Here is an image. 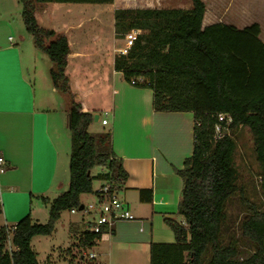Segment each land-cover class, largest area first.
Listing matches in <instances>:
<instances>
[{"label": "trees", "instance_id": "trees-1", "mask_svg": "<svg viewBox=\"0 0 264 264\" xmlns=\"http://www.w3.org/2000/svg\"><path fill=\"white\" fill-rule=\"evenodd\" d=\"M18 1L26 33L52 65L49 78L65 100L71 143L67 191L52 201L40 198L48 206V222L42 225L27 215L11 234L7 227L0 229V264H39L31 248L32 238L51 236L61 213L78 210L82 195H96L94 181L107 183L117 192L127 173L111 151L110 133L89 132L94 117L81 111L70 90L65 74L70 54L66 35L40 28L35 19V13L46 4L111 5L113 0ZM190 1L188 10L113 11L117 39L132 30L141 31L128 54L115 57L114 70L128 83L135 78L149 83L137 88L153 91L155 112L193 114V152L182 169L175 170L183 181L177 212L184 225L164 219L174 243L150 244L149 264H264V206L245 198L237 187L233 166L237 149L233 135L247 129L264 200V44L259 39L260 27L252 24L238 30L219 23L202 28L205 5L202 0ZM217 114L230 115L232 124L229 136L213 141ZM95 168L104 171L92 176ZM237 193L243 216L234 219L225 236V207ZM147 194L151 200V191H141L140 197ZM9 237L15 248L11 253L5 251ZM96 239L100 237L85 231L79 243L88 249ZM45 264L51 263L47 260Z\"/></svg>", "mask_w": 264, "mask_h": 264}, {"label": "crops", "instance_id": "crops-1", "mask_svg": "<svg viewBox=\"0 0 264 264\" xmlns=\"http://www.w3.org/2000/svg\"><path fill=\"white\" fill-rule=\"evenodd\" d=\"M202 1V28L220 23L242 30L258 24L264 44V22L249 20L256 7L264 11L258 0ZM77 5L82 4L43 5L35 19L40 28L66 35L70 54L65 74L81 111L97 115L98 121L109 118L103 126L110 127L111 151L127 173L117 197L134 217L116 223L87 249L94 255L88 264H149L150 244L174 243L164 219L184 225L177 212L183 181L175 170L193 152V114L155 112L153 91L131 88L114 70L123 43L115 39L113 11L102 22L98 14L72 9ZM190 8V0L172 7ZM17 32L18 1L0 0V229L14 227L27 215L32 219L35 208L47 207L40 198L52 201L69 184L65 100L51 84L47 56L35 48L24 55L19 42L32 38L19 36L18 41ZM141 191H151V200L148 194L141 198ZM80 259L73 264H83Z\"/></svg>", "mask_w": 264, "mask_h": 264}, {"label": "rangeland", "instance_id": "rangeland-1", "mask_svg": "<svg viewBox=\"0 0 264 264\" xmlns=\"http://www.w3.org/2000/svg\"><path fill=\"white\" fill-rule=\"evenodd\" d=\"M153 5L154 9H172V7L185 6V0H113L111 5L82 4L73 6L72 9L81 10L83 14H98L97 18L99 20L102 19L103 22L109 19V13L115 9H153L151 8ZM261 5H264V0H258V6ZM21 10V4L18 1L17 40L19 36H23L24 38L28 37L21 19ZM255 15L250 16L249 20H255V18H257L264 22V11L262 10V7H256ZM115 39L117 38L115 37ZM117 40H120V42L123 43V38ZM19 44L24 55L27 53V49H34L33 42L27 41V39H25L22 44L19 42ZM130 87L136 89L135 87ZM101 119L109 120L108 117L105 118L104 116H101L98 122H93L88 129L91 134L98 135L104 132H109L110 127L101 125ZM233 136L237 142V149L233 156V166L237 173V187L242 189L243 195L248 201L257 206H264V200L259 190L261 180L258 177L259 171L253 153L252 136L247 129L243 128L239 129ZM69 148H71L70 142ZM65 169V177L69 178V158L66 160ZM99 172L100 168H95L91 171V175L96 176ZM103 184V182L94 181L93 191L97 192ZM66 191L67 188L64 187L63 192ZM240 197L239 193H237L226 204L225 213L227 215V224L222 232L225 236L230 234L234 219H240L243 216L242 211L244 209ZM95 199L96 197L94 194L82 195L80 202L82 206L86 208L89 205L94 204ZM47 215L48 206L45 209L43 207L35 208L32 216L33 222L44 225L48 222ZM91 220L92 214H88L83 210H75L74 214H70L68 211L61 213L59 220L54 223V231L51 236H38L31 240V248L36 253L38 263L45 264L46 261L49 260L51 264H73L75 261L81 260L80 256L84 258L83 264L93 263V261L89 259L90 251L83 248L79 243V236L85 231L90 230L88 222ZM71 223H76L73 228L70 227ZM94 252H96V249Z\"/></svg>", "mask_w": 264, "mask_h": 264}, {"label": "built area", "instance_id": "built-area-1", "mask_svg": "<svg viewBox=\"0 0 264 264\" xmlns=\"http://www.w3.org/2000/svg\"><path fill=\"white\" fill-rule=\"evenodd\" d=\"M141 34L140 30H132L125 34L123 37V47L118 50V55L126 56L134 45L137 37ZM132 87L145 86L148 87L149 83L142 78H135L129 82ZM216 124L213 131V141H217L224 136L230 135V126L232 124V117L228 114L215 115ZM102 125H106L105 119L101 120ZM4 164L3 159L0 157V167ZM95 203L88 207L83 206V211L88 214H92L91 226L89 233L97 235L100 239L111 232L112 227L121 221H134V217L131 214L128 206L117 197V192L112 191L110 185L104 183L100 189L96 192ZM71 213H75L72 210ZM14 230V227L8 228L10 234ZM99 239V240H100ZM96 239L94 244L98 241ZM15 248L12 246L11 237L8 238L5 244V251L11 253ZM94 255L89 254V259H93Z\"/></svg>", "mask_w": 264, "mask_h": 264}, {"label": "water", "instance_id": "water-1", "mask_svg": "<svg viewBox=\"0 0 264 264\" xmlns=\"http://www.w3.org/2000/svg\"><path fill=\"white\" fill-rule=\"evenodd\" d=\"M93 120H94L95 122H97V121H98V116L95 115L94 118H93ZM82 209H83V206H80L79 209H78V211H81Z\"/></svg>", "mask_w": 264, "mask_h": 264}]
</instances>
